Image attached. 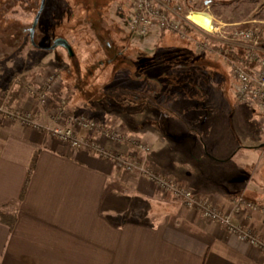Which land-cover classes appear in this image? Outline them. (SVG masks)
<instances>
[{
    "label": "crops",
    "instance_id": "1",
    "mask_svg": "<svg viewBox=\"0 0 264 264\" xmlns=\"http://www.w3.org/2000/svg\"><path fill=\"white\" fill-rule=\"evenodd\" d=\"M202 3L210 17L222 9L232 24L263 18L256 12L261 0ZM198 6L189 0L191 9ZM147 34L136 37H161ZM158 93L147 98L155 102ZM16 98L12 106L35 110V100ZM144 105L148 114L161 116L160 109ZM247 108L251 135L231 130L204 145L211 175L195 156L202 138L175 125V116L166 117L171 125H162V133L147 136L151 145L158 143L152 155L156 166L188 186L196 199L208 198L224 212L236 197L264 204V170L259 177L253 169V159L264 152L263 133L256 129V112ZM37 111L33 117L47 123ZM149 116L140 119L154 126ZM231 222L264 238L263 215L244 211ZM0 264H264V252L161 193L137 172L119 171L85 147L70 148L46 129L0 120Z\"/></svg>",
    "mask_w": 264,
    "mask_h": 264
},
{
    "label": "rangeland",
    "instance_id": "2",
    "mask_svg": "<svg viewBox=\"0 0 264 264\" xmlns=\"http://www.w3.org/2000/svg\"><path fill=\"white\" fill-rule=\"evenodd\" d=\"M202 2L197 0L201 6L192 9L198 11L193 13L206 18L203 28L190 22L177 32L157 30L155 33L161 35L158 39L141 40L126 28L131 0H45L31 42L28 29L40 0H0V43L8 46L0 53V97L5 96L0 108L30 114L32 124L39 129L64 124L55 115L56 106L64 108L66 114L94 120L96 128L80 129L83 140H94L110 155H118L116 161L121 160L122 166L143 162L153 165L154 172L166 176L170 174L158 168L152 157L158 143L151 145L147 136L162 133V125H171L166 117L175 116L178 119L174 120L175 125L202 138L203 145L195 156L200 163L204 162V171L211 175L204 145L209 147L231 130L251 135L254 126L247 121L248 105H239L234 100L229 64L233 50L222 48L218 38L204 29L217 26L216 21L229 22L224 20L226 15L222 9L216 11L215 7L213 12L217 15L211 17L209 25V16L202 13L208 10L203 8ZM256 12L263 20L264 0L256 7ZM57 38L69 43L71 54L61 46L48 49ZM53 72L58 78L46 83ZM153 92H159L155 102L162 105L147 98ZM13 93V101L7 102L6 95ZM40 94H45L47 99L42 100ZM23 96L35 100V110L12 106L16 97ZM143 103L160 109L161 116L148 114L144 110L148 106ZM37 110L46 116L47 123L41 124L33 117ZM146 115H150L154 126L141 121ZM256 129L263 133L264 140L258 121ZM142 131L147 132L145 136H141ZM87 145L84 146L88 149ZM141 146L147 149L142 150ZM230 147H235L232 142ZM253 160L256 162L253 169L260 177L264 170V152ZM122 166L115 167L143 177L142 171L125 170ZM195 176L196 173L192 177ZM158 191L171 195L188 208L180 196ZM202 199L219 208L210 199ZM231 207L232 202L229 210Z\"/></svg>",
    "mask_w": 264,
    "mask_h": 264
},
{
    "label": "built area",
    "instance_id": "3",
    "mask_svg": "<svg viewBox=\"0 0 264 264\" xmlns=\"http://www.w3.org/2000/svg\"><path fill=\"white\" fill-rule=\"evenodd\" d=\"M130 4L126 28L137 37L145 36L152 30L177 32L184 24L194 23L190 16L195 11L189 7V0H131ZM202 13L208 15L205 12ZM211 20L212 18L209 16V25ZM216 23L217 26L204 29L218 38V45L234 52H230L232 56L229 62L230 74L234 80V98L240 104L253 107L259 125L264 131V19L243 21L237 24L220 23L219 21ZM55 78H58V75L53 72L46 83L55 81ZM40 97L42 100L47 99L45 94H40ZM55 108V115L64 124H57L53 127L44 126L52 138L74 149L85 147L84 145L88 144V149L100 159L115 162L113 164L115 166H122L121 160L116 161L118 155H114L115 157L110 155L96 141L83 140L79 135L80 129L92 130L96 128L97 124L94 120L66 114L65 109H61L59 106ZM1 118L14 122L19 121L25 127L38 128L32 124L31 115L28 113H19L18 111L12 113V111H4L0 108ZM87 141L90 142L85 143ZM141 148L142 150L147 149L143 146ZM122 167L129 171H135L133 169H138L139 173L142 171L143 177L156 188L180 196L188 208L200 212L205 220L223 225L228 233L264 252V238H260L248 228L231 222L233 214H240L244 211L257 212L264 216V204L236 197L232 202L231 210L224 212L209 204L206 199H196L190 189L181 186L169 176L154 172L147 163L135 161V163L126 165L123 163Z\"/></svg>",
    "mask_w": 264,
    "mask_h": 264
},
{
    "label": "water",
    "instance_id": "4",
    "mask_svg": "<svg viewBox=\"0 0 264 264\" xmlns=\"http://www.w3.org/2000/svg\"><path fill=\"white\" fill-rule=\"evenodd\" d=\"M44 2H45V0H40L39 8L35 14L34 20L32 22V26L29 29V36H30L31 41H33L34 27L36 26V24L38 22L39 15H40L43 7H44ZM58 46L64 47L68 51V53L71 54V48H70L69 43L65 39H62V38L55 39L54 42L51 44V46L48 47V49H54Z\"/></svg>",
    "mask_w": 264,
    "mask_h": 264
},
{
    "label": "trees",
    "instance_id": "5",
    "mask_svg": "<svg viewBox=\"0 0 264 264\" xmlns=\"http://www.w3.org/2000/svg\"><path fill=\"white\" fill-rule=\"evenodd\" d=\"M44 8H45V6H44ZM44 8H43V11H44ZM43 11H42V13H43ZM37 12V11H36ZM42 13H40V15H39V17L41 16V14ZM38 21H39V19H38ZM38 25H39V23H37ZM32 26V25H31ZM157 30H152V31H150V32H156ZM28 32H29V29H28ZM7 47L8 46H5L4 44H1L0 43V53H2L3 52V50H7ZM38 47V46H37ZM39 48H41V47H39ZM1 99H0V105H2V103H4L3 102V98H5V96L4 97H0ZM15 98V95H14V93L13 94H7L6 95V101L7 102H12L13 101V99ZM2 100V101H1ZM35 161H36V156L34 155V157H33V159H32V162H31V165H30V167H29V170H28V174H27V178H28V176L30 175V173H31V171H32V169H33V166H34V163H35Z\"/></svg>",
    "mask_w": 264,
    "mask_h": 264
},
{
    "label": "bare ground",
    "instance_id": "6",
    "mask_svg": "<svg viewBox=\"0 0 264 264\" xmlns=\"http://www.w3.org/2000/svg\"><path fill=\"white\" fill-rule=\"evenodd\" d=\"M190 19L198 24L199 26H201L203 28V26L205 25L206 23V18L201 16V15H197V13H192L191 16H190ZM209 28V27H208ZM206 29V28H205Z\"/></svg>",
    "mask_w": 264,
    "mask_h": 264
},
{
    "label": "flooded vegetation",
    "instance_id": "7",
    "mask_svg": "<svg viewBox=\"0 0 264 264\" xmlns=\"http://www.w3.org/2000/svg\"><path fill=\"white\" fill-rule=\"evenodd\" d=\"M33 34H34V31H33ZM31 42H33V41H31Z\"/></svg>",
    "mask_w": 264,
    "mask_h": 264
}]
</instances>
